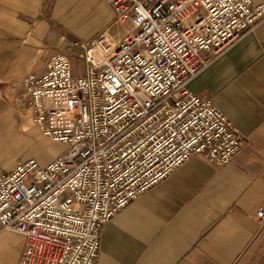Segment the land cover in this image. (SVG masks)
<instances>
[{
    "label": "built area",
    "instance_id": "1",
    "mask_svg": "<svg viewBox=\"0 0 264 264\" xmlns=\"http://www.w3.org/2000/svg\"><path fill=\"white\" fill-rule=\"evenodd\" d=\"M108 29L7 82L13 107L65 148L0 168V233L23 236L17 264H98L104 224L194 155L230 163L248 138L188 87L264 19L253 0H109ZM256 217L264 219L260 207Z\"/></svg>",
    "mask_w": 264,
    "mask_h": 264
},
{
    "label": "crops",
    "instance_id": "2",
    "mask_svg": "<svg viewBox=\"0 0 264 264\" xmlns=\"http://www.w3.org/2000/svg\"><path fill=\"white\" fill-rule=\"evenodd\" d=\"M117 25L109 0H0L1 169L22 160L9 148L33 128L10 109L7 80L41 70L53 53L73 57L75 42L105 29L121 38ZM188 87L211 98L250 144L225 165L192 156L120 210L104 224L98 264H264V219L256 217L264 208V19ZM23 249L20 233H0V264H17Z\"/></svg>",
    "mask_w": 264,
    "mask_h": 264
},
{
    "label": "rangeland",
    "instance_id": "3",
    "mask_svg": "<svg viewBox=\"0 0 264 264\" xmlns=\"http://www.w3.org/2000/svg\"><path fill=\"white\" fill-rule=\"evenodd\" d=\"M127 27L128 26L126 25L119 24L116 26V28H114V31H119L121 32V34H124L126 32ZM72 62H73L74 74H78L79 72H82L80 70L81 68H79V66H81L82 64L81 60L77 58L76 56H73ZM11 79H15V78H11ZM12 103H13V97H12L10 109L14 113H16V115L18 116L20 120V125H21L23 122H25L29 118H27L24 114H20L18 111H16ZM31 123H32L33 128H30L29 130H27L28 132H25L22 130L24 132L22 137H27V138H24L23 145H21V147L9 148V154H11L12 157H14L17 160L19 159L23 160L29 157H35L37 159L39 157L37 153H39L40 149L42 148L43 155L40 156L38 159L39 161L44 163L48 161L49 159H51L53 156L56 155L57 157L59 154L64 152L65 150L64 147H61L59 143L52 141L50 138H46L40 132V130L36 126H34L32 121ZM24 124L26 126V122Z\"/></svg>",
    "mask_w": 264,
    "mask_h": 264
},
{
    "label": "bare ground",
    "instance_id": "4",
    "mask_svg": "<svg viewBox=\"0 0 264 264\" xmlns=\"http://www.w3.org/2000/svg\"><path fill=\"white\" fill-rule=\"evenodd\" d=\"M52 140V139H51ZM53 141V140H52Z\"/></svg>",
    "mask_w": 264,
    "mask_h": 264
}]
</instances>
